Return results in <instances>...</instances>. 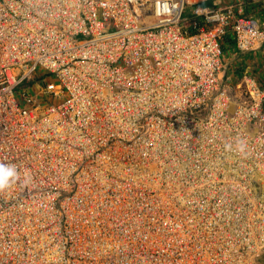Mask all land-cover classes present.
I'll return each mask as SVG.
<instances>
[{
    "label": "built area",
    "instance_id": "built-area-1",
    "mask_svg": "<svg viewBox=\"0 0 264 264\" xmlns=\"http://www.w3.org/2000/svg\"><path fill=\"white\" fill-rule=\"evenodd\" d=\"M263 47L264 0H0V264H262Z\"/></svg>",
    "mask_w": 264,
    "mask_h": 264
},
{
    "label": "crops",
    "instance_id": "crops-1",
    "mask_svg": "<svg viewBox=\"0 0 264 264\" xmlns=\"http://www.w3.org/2000/svg\"><path fill=\"white\" fill-rule=\"evenodd\" d=\"M229 41H231L230 39H228ZM232 42V41H231ZM228 44V48L233 49V42ZM260 54L263 55V58H258L256 61H248L246 63H244L243 65H241V70L243 69V67L245 66H249L250 68V72H252L255 76V78L259 81V83L264 87V47L262 49V51L260 50ZM248 58V57H247ZM250 63V64H249Z\"/></svg>",
    "mask_w": 264,
    "mask_h": 264
},
{
    "label": "clouds",
    "instance_id": "clouds-1",
    "mask_svg": "<svg viewBox=\"0 0 264 264\" xmlns=\"http://www.w3.org/2000/svg\"><path fill=\"white\" fill-rule=\"evenodd\" d=\"M18 173L14 165L0 163V189H5L14 183Z\"/></svg>",
    "mask_w": 264,
    "mask_h": 264
},
{
    "label": "trees",
    "instance_id": "trees-1",
    "mask_svg": "<svg viewBox=\"0 0 264 264\" xmlns=\"http://www.w3.org/2000/svg\"><path fill=\"white\" fill-rule=\"evenodd\" d=\"M191 21V22H190ZM194 21H198V18L193 15V14H188L187 15V20H186V23L185 25L188 27V31L191 32L192 31V28H191V25H192V22ZM227 42L229 43H232L231 41L227 40Z\"/></svg>",
    "mask_w": 264,
    "mask_h": 264
},
{
    "label": "rangeland",
    "instance_id": "rangeland-1",
    "mask_svg": "<svg viewBox=\"0 0 264 264\" xmlns=\"http://www.w3.org/2000/svg\"><path fill=\"white\" fill-rule=\"evenodd\" d=\"M167 160H168V159H165L166 162H167ZM262 262L264 263V261H262ZM263 263H262V264H263Z\"/></svg>",
    "mask_w": 264,
    "mask_h": 264
},
{
    "label": "bare ground",
    "instance_id": "bare-ground-1",
    "mask_svg": "<svg viewBox=\"0 0 264 264\" xmlns=\"http://www.w3.org/2000/svg\"><path fill=\"white\" fill-rule=\"evenodd\" d=\"M191 22V21H190Z\"/></svg>",
    "mask_w": 264,
    "mask_h": 264
}]
</instances>
